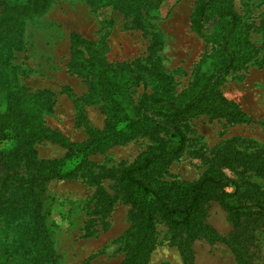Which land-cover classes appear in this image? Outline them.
<instances>
[{"label":"rangeland","instance_id":"rangeland-1","mask_svg":"<svg viewBox=\"0 0 264 264\" xmlns=\"http://www.w3.org/2000/svg\"><path fill=\"white\" fill-rule=\"evenodd\" d=\"M196 1L140 0L135 11L124 12L111 3L101 2L93 7L88 0H0V10L4 5H28L25 14H16V23L2 29V34L13 35L21 42L19 46L6 47L3 64L10 69L13 83L37 99L41 124L69 142L80 144L87 139L83 125L103 131L106 114L99 95L89 91L90 77L68 65L69 33L89 42L97 57L109 67L130 66L132 74L139 77L137 82L132 79L126 83L133 103L141 92H150L149 74L145 71L148 68L166 75L169 93L183 98L221 60L219 38L226 26L225 20H218L210 27L216 36L212 41L195 33L189 17ZM226 4L238 15L240 29L255 52L227 71L217 88L252 121L227 122L200 112L190 116L185 120V148L156 174L160 181L196 180L210 158L223 147L264 151V0H214L207 10L206 24L212 26L215 10ZM10 146L11 140H0V148ZM150 146L153 143L145 135L136 134L91 153L73 177L47 181L40 197L34 203H26L30 207L37 205L38 223L56 264L120 263L124 252L114 239L129 227L130 221L129 206L119 200L115 177L121 166ZM30 150L35 159L58 158L65 152L63 147L45 139L34 140ZM72 162L77 163L78 158ZM221 171L236 177L228 168ZM17 176L9 180L4 201L25 188L24 175ZM249 178L264 188L263 178L253 174ZM203 214V222L217 238L192 239L191 257L186 263L176 246L177 238L156 217L147 264H238L225 243L232 229L227 214L213 200L203 204ZM17 216L8 223L12 240L21 230L35 229L29 211ZM15 224L22 229L13 228ZM245 247L241 258L247 264H264V225L253 230ZM17 261L15 257L9 264Z\"/></svg>","mask_w":264,"mask_h":264},{"label":"trees","instance_id":"trees-1","mask_svg":"<svg viewBox=\"0 0 264 264\" xmlns=\"http://www.w3.org/2000/svg\"><path fill=\"white\" fill-rule=\"evenodd\" d=\"M97 7L111 3L124 12L136 10L140 0H88ZM214 0H197L190 13V27L199 36L213 40V25L225 20L219 38L221 60L201 84L183 98H175L167 90V76L153 68L149 74L150 92H141L133 103L126 83L139 80L127 64L111 68L104 64L90 43L76 33H69L70 68L84 71L89 77V91L99 95L106 114V126L96 131L83 125L87 139L80 144L69 142L57 131L41 124L37 99L13 83L10 69L3 63L6 47L20 45L13 35L2 34L4 26L18 21L16 14H25L28 5H4L0 10V140L9 139L12 146L0 148V264H56L45 235L42 234L37 205L27 206L39 198L43 185L51 179L75 175L85 157L127 140L136 134L145 135L152 143L149 149L132 162L117 170L115 181L119 200L129 206V227L114 241L120 242L123 257L119 264H147L153 248L154 221L159 217L177 238L176 246L183 263L191 257L190 243L196 237L214 240L217 236L203 222V204L215 201L227 214L231 232L225 243L238 264L242 250L252 239L255 228L264 225V188L250 181L253 174L264 179V151L246 152L231 146L223 147L211 158L200 176L189 183L160 181L156 174L185 148V120L200 112L221 117L227 122L241 123L252 119L218 90L223 75L251 58L255 48L246 40L238 15L228 4L216 9L212 26L206 24V13ZM264 16V11H263ZM211 27V28H210ZM211 32L209 33V30ZM208 33V34H207ZM216 37V36H215ZM138 65V64H136ZM153 65V64H151ZM150 65V66H151ZM49 140L65 149L58 158L35 159L30 150L34 140ZM78 158V162H72ZM71 164L72 167H69ZM221 168L232 170L236 177L226 176ZM24 175L25 188L4 201V190L12 177ZM31 214L35 227L21 230L11 239L8 223L23 212ZM10 224V223H9ZM12 231V230H11Z\"/></svg>","mask_w":264,"mask_h":264}]
</instances>
